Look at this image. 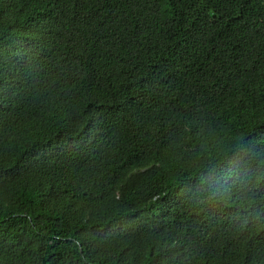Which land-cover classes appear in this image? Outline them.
<instances>
[{"label":"trees","instance_id":"16d2710c","mask_svg":"<svg viewBox=\"0 0 264 264\" xmlns=\"http://www.w3.org/2000/svg\"><path fill=\"white\" fill-rule=\"evenodd\" d=\"M0 264H264V0H0Z\"/></svg>","mask_w":264,"mask_h":264}]
</instances>
